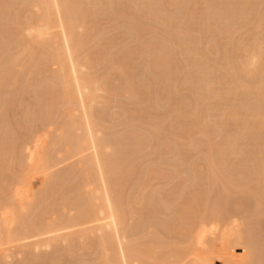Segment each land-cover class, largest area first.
I'll use <instances>...</instances> for the list:
<instances>
[{
  "label": "bare ground",
  "instance_id": "1",
  "mask_svg": "<svg viewBox=\"0 0 264 264\" xmlns=\"http://www.w3.org/2000/svg\"><path fill=\"white\" fill-rule=\"evenodd\" d=\"M124 1H126V0H107V1L106 0H0V17L2 18V19L0 18V20L3 21V22L0 21V24H1L0 27L2 28V29L0 28V31L2 34H5L4 35L6 38L5 42L6 41L8 42V43L7 42L4 43V44H8V45L3 44L4 45L3 47L5 48L7 46H10V48H11L10 49L11 52L9 51L10 52L9 54H8L9 48L8 49L6 48V50L4 51L5 55L3 54L4 57H1V58H3L2 59L3 62H1L2 65L0 67V86H6L7 84L10 85V83H8L11 80L9 77L10 75L16 76V77L14 76L16 79L15 80L16 82H14V80H12L14 83H17L19 81L18 79H19L20 72H19V74L16 75L15 68L18 66L17 64L20 63L19 62L20 59H22V60L24 59L23 62L21 61L23 63L20 66V71H21V70H26L29 67L30 63L31 64L33 63V66H36L35 65V64H37V62H35L36 58H37V60L39 59L38 57L44 58L45 61H43V59H42V61L45 63L43 64L41 62L43 65V66H40L41 68L42 67L46 68L48 65V64L46 65V63L51 62V64L53 63V64L57 65L58 69L55 71V73H54L55 75L52 74V75H54V77L51 78L52 80L50 79L51 83L49 81H48L49 84L46 82V85L48 84L49 86L47 85L44 88V90H45L44 92H40L42 95L40 94L39 100L40 99L41 100L39 102H41V104L43 103L42 105L40 104V106H42V110L45 106H48L49 108L47 107L46 109H44L42 111L43 115H40L39 119L41 120V122L40 121L39 122H40V125L42 124V122L44 124L48 123V127H50L49 124L54 125V123H53L54 119H51L50 117L52 116L53 111L56 109H57V111H59V110L60 111H59V113L56 112L58 114V116H56L55 119H57L59 117V114L61 116L60 120L63 119L62 124L60 123L61 125L57 123L59 126V127H57L58 129H55L56 131L54 130V133L52 132V134H54L53 137H50V138L48 137L50 140L47 143V145L44 147H42L43 145L41 146V143L39 144V142H41L40 140L39 141L35 140V138H32L31 135L28 138L25 137V138H27V141L24 143V146H23L24 148H22L23 150L20 149V151L19 150L17 151L18 148H16V150H15L17 152V153H15V154H17V156L15 159V163L13 165H15L16 161H17L18 168L17 167L16 168L18 169L17 170L18 172H15L14 175H12L13 177L9 175L11 172L9 169L10 163L9 164L7 163L9 156L7 159L4 156V154H2L3 152L0 153V264H9L8 262H10V260L12 261V260L18 259L19 256H21L22 253L25 251H27V252H25V253H27V255H25V256L27 258L26 261H28L26 263L33 264L34 263L33 261L36 258V256L31 255V257H30L29 256L30 254L28 255V253L36 252V251L41 250V249L51 250V248H53L54 246L56 247L59 244L66 245L65 249L62 247L65 252H63L61 254L62 249H58L57 252L55 251L56 254L52 255L49 251V253L52 255V258L49 259V263L64 264L63 261L61 260V257L65 256V258H62L63 260L64 259L67 260L66 256L74 257L76 254V250H75L76 244H78L77 246H79L81 244V246H82L81 248L82 249L85 248L84 252H87L90 249L93 250V252H92L93 254H91V255H93L92 257L94 259L92 260L91 264H216L217 262H221V264H264V243L259 242V240L257 239V237L255 235V231L256 232H258V231L255 228H254L255 230L251 229L249 227L250 225L248 226V228H250V229H246L247 227L244 228V226H246V225L244 223L242 224V222H241V224L240 223L238 224L239 226H237L238 227L237 230H235L236 227H234V231H236V232L231 231L230 228L228 227V224H226V223H227V221L231 220L230 218L233 219V217H234L237 219V216L227 214L226 212H224V209H222L223 206L222 205L220 206V204H221L220 202H223L224 204H226L223 200L227 199V202H228V199H230L232 196L231 194L236 193V195H234V196H237V194L238 195L240 194L242 196L245 195V196H247V198H249V200H251L252 203L250 202V204H251V206L254 207L255 211L257 212V213H254V216H256V215L259 216V215L264 214V32H263L264 31V11L263 12L261 11L262 13L261 12L259 13L258 11H256V9H258V6H257V8L250 6V3H248V1H246V0H243V2H242V0H239V2L236 0H235L236 2L234 0H227V1H225V4L226 5L229 4L228 5L229 7L225 5L224 8H222L223 4H220L223 0L220 3L218 2L220 5H218V3L216 4L217 0H216V2H215V0H209V2H210V4L208 3L209 5L208 4L206 5L203 3L204 5H206L205 6L206 8H204V12H203L205 14L203 16V18H204L203 24L205 25L206 32L213 30V28H214V30L216 31V34L218 33L219 37L220 36L223 37L224 45L229 46V47L232 46V48H234V54L231 58H228L230 55L225 59L223 58L224 62H222V63H224V64H223V66H221L223 68H221L222 70L219 71V69H216L211 64L209 65L208 61L206 63V58H207L206 56L207 55L205 56L203 53H201L197 49H195V44H193V42H195V41H192L191 39H193V37H192V35L190 36V33H193V32H188L189 29H186V28H188L187 26H186V28H185V26L184 27L181 26V27H183L182 29L179 27L181 30H183L184 28L186 29L183 31H181L178 28V26L183 25L181 23H182L183 19L186 17V14L184 13L185 16L182 15V17L184 16V18L180 17V19H178L177 17L179 16L180 12L182 14V12L184 11L182 8L185 9V7L189 6L188 5L189 2H187V4H183L186 6L185 7L182 6L180 8V10L175 12L176 13L175 16L170 15V13H174V11L177 10L178 7H180L179 5L184 0L180 1L181 2L180 4H179V0H145V1H143L144 3L142 5H141V3H139V1L142 2V0H133L131 2L132 5H128V3L126 2L127 6H129V8L130 7L132 8V6H133L132 10L134 9V12H136L137 14L139 12L140 13L139 15L143 14V16L146 18L145 20L148 19V21L151 23V26L150 25L148 26L149 22L147 21L148 24L146 25L145 23H147V22L144 21V17H143L142 22L144 21V23L142 24L141 20L138 21V19H136V17L138 15L137 14L134 15L133 11L131 13L136 17L129 19V18H131V16L133 17V15L129 12L131 9L128 10L129 9L128 7L125 8V7L120 5L121 3H124ZM197 1L198 0H196V3H193V4L190 2L193 6V9L195 8ZM212 1H213V3L214 2L215 3L212 4ZM231 1H233V2L231 3ZM137 2L140 4V6H138ZM184 2H186V0ZM203 2L207 3L208 0H205ZM228 2H230V3H228ZM234 2L239 3L240 5L237 6L235 4V6H233ZM261 2H263V1L261 0ZM253 3L254 2H252L251 4H253ZM17 4H20V7L22 6V8L24 6L25 7L24 9L27 12V13H25L26 15L24 16L26 19L25 18L23 19L22 24L20 23L21 20L18 19L20 17V15H19V17L16 16V14L19 12V9L16 10V12H15L16 14H14V12H12L14 10L15 5L17 6ZM129 4H130V2H129ZM230 4H232V7H234V8H232ZM117 5H119V8H121V10L118 12V14L122 17L119 16L120 17L119 19L123 18V16L125 15L127 17V19H129L128 21L133 20V22H131V23H133V26L131 23H129V24H131V26L133 27L132 30L135 29V31L139 32L140 35H141V33L143 34V31L147 32L146 29L150 30L149 28L152 27L153 25H154L152 27L153 29L154 28L158 29V28H156L158 24H160V26H162L161 27L162 29H164V28H165V30L167 29L164 32L166 34H167L168 30H171L170 34H172L174 31H176L177 28H178V30H180V32H178V33H180L179 34L180 36H175L174 39H173V35L169 34L170 39H171L170 42L173 45L174 49L177 48V51H182L183 54H181V55L185 56V59L182 60V58L184 57L183 56L181 58V60L183 62L185 61L183 64H185L184 65L186 68L185 70L187 72L189 70V73L187 75L189 78L187 79V77H186L187 80H185V78H184L183 81L187 82L189 80L187 83H189L192 86L191 92H193V96H194V100H195V106H194V108H192L191 112H189L188 116L186 114V116L189 118L188 119L190 122L189 123L187 120V117L185 115H182V112L179 109H177L176 108L177 106L175 105L176 109L174 112L176 114L178 113V115L181 112V116H184V120L186 119L184 121V124H185V122H187L189 125V126L184 125V127H186V129L184 127H182L183 125H181V129H185V130L183 131L180 129V132L182 131L183 133L181 132L182 134L181 133H180V135L178 134L179 136L176 135V136H178V138H176V140L178 139L181 142V143L177 144L179 142V141H177L176 144H177V146L180 144L184 145L185 148L186 147H188V148L194 147V146H197L199 148V145H197L199 143L197 142V139L195 140V138H197V137L196 136L194 137V135L196 133H201L200 135H202L201 137H203L204 140H202V142L200 141L201 142L200 144L203 143V146L205 145L207 148V151H208L207 155H205V158L207 159V160L205 159L206 160L205 164H207L206 165L207 170H208L207 174H209L207 176L208 181L210 178L209 176H211L212 179L210 178L211 179L210 182L212 184L214 182V184H215L214 189H213V186L210 184V187L212 186V189H213L210 191L213 192L216 188V194L214 195L215 197H214V199L211 198V199H213V201L211 202V199L209 197H210V195L212 196L213 194H210L208 191L207 194H210V195L206 196V198L209 196L207 199L204 198L205 195L203 196V194H205V192L203 194L201 192H199V194L201 193L200 195L197 194L201 198L200 197H193L191 199L192 196L190 198L188 197L189 201L186 200V201H188L187 203L183 199L185 201L184 203H186V204L183 205L182 208H180L179 210L176 209V212H175L176 215L173 213L175 218L172 217L173 215L171 213H170L171 215H168V216H170V218H172V219L174 218V220L172 221V219H171L169 222H168V220L167 221L162 220L164 222V225H165V223L167 224V222L169 223L166 225L167 228H165V229H168L171 232V234L173 235L172 237L168 236V237H170V238L167 237L168 239L165 238L166 234L161 235L160 233H158L159 229L158 228L156 229L157 226H155V225H154L155 228L153 227V229L148 231V233L146 231L144 232L143 230H147V229H143V228H142L143 230L141 229L140 230L141 232L138 231L137 234L135 232V229L133 231L135 234L134 233L132 234V232H130L131 230L128 227L129 223H130L131 219L138 218L137 216H139L140 213H136V212H137V210L140 209L139 207L142 206L143 208H146V209L148 208L147 211H149V210L151 211L152 206H153L152 203H154V201H155V199H154V201L152 200V202L150 204V201H151L150 199L152 198V195L150 196L149 192L147 193L148 188L150 189V187H149L150 185H148V182L150 183L152 181V179L150 177L155 176V177L160 178L163 175H165L167 172L164 173V171L161 170L159 167H157V168H154L151 166L148 167V163H147L146 164L147 168H146L145 172L143 171V173H145V178L143 179V181H141L140 184H137V185H135V187L130 189L133 185L131 183H129L126 179H129L128 178L129 175L133 172L134 168L136 167L135 162H134L135 167L132 165V160L137 158V156L140 155V153H139L140 151L139 152L137 151L138 155H136V157L133 155L131 156V154L129 155L128 153L126 154V152L128 151L126 149L127 147H125L126 144L125 145H122V144H124V142L128 138H125L126 139L125 140L124 138L121 137L120 139L125 140V141L123 140V143H122V141H120V139L118 141V137H117L118 135L116 136L117 138H115L116 141L113 140L114 142L112 141L111 138H110L111 139V142H110L109 137L106 138L107 140L109 139V141H107L104 137L102 138L99 136V135H101V136L103 135V134H101V131L104 129H101V128H104V127H102L103 125H101L99 123L98 118H100V117L95 116V114L93 112V110H94L93 104L94 103L97 104V100L100 99L97 97L100 96L103 98V96H101L102 94L100 95L98 93L100 90L101 91L103 90L102 93L104 94V91H105V93L109 92L110 88H108L109 86H107V88L109 89L107 91V88H105L106 87L105 81H103L104 79L102 77L98 78V74H97V76L94 77V76H90L88 74L86 76V74H84V72H82V68L85 69V67H88V66L93 67L92 64L95 60L94 59L95 57L92 56L94 54V52H91L92 53L91 55L88 54L86 47L90 48V45L93 44L92 42H95L98 40L101 41V39H99V37L101 36L100 35L101 34V30H100L101 26L97 25L98 28L100 27L99 28L100 32H97V26L95 24L97 22L96 19L100 16V14H106L108 12L110 13V15H114L117 11L115 9ZM253 5H255V4H253ZM256 5H258V4H256ZM262 5H263V3H262ZM142 6L145 7V10H143L141 13L140 10H141V8H143ZM192 6L190 5L191 8H192ZM236 6H237V8H235ZM119 8H118V10H119ZM122 8H125L126 10H128L129 13L125 12L124 9H122ZM112 9H114V10H112ZM161 9H162V11H161ZM172 9H174V11L173 12L171 11L169 14L166 15V11L167 10L170 11ZM196 10H197V8L195 9V11ZM24 11H22V12H24ZM111 11L113 13H111ZM144 11H146V12H144ZM189 11L190 12H189L188 16H189V19L191 20V22L194 19L199 18L198 15L195 16L194 10L192 11V9H191ZM187 12H188V9H187ZM11 14H13L12 17H11ZM14 16H16L17 18H15ZM106 16H107V14H106ZM109 17L110 16L108 14L107 18H109ZM111 17H113V16H111ZM138 17H141V16H138ZM171 17H172V19L173 18L178 19L177 21H179L178 23H180L178 26H176L177 28H175V30L173 28H171L172 23L170 25V22H171L170 20H172ZM252 17H254V18L256 17L255 19H257V20H255V19L252 20L253 19ZM114 18H116V15ZM124 18H123V20H124ZM203 18H200V19H203ZM16 19H17V22H16ZM92 19H95L96 22H92ZM176 19L172 20V21H174L173 24H176ZM12 20H15V21L13 22ZM110 20H112V19L110 18L108 22H110ZM117 21L118 20L114 21L113 23H115ZM151 21H153V22H151ZM198 21H199V19H198ZM254 21H256V22H255V25L253 28H255L257 30V31L255 30L257 33L254 31L253 34H255V33L256 34L253 35L254 37L251 36L252 40L250 39V42L248 45L244 46L245 44L244 45L242 44V46H241L240 45L241 43L240 44L237 43V42H239L238 39H237L238 41L236 42V37H238L237 36L238 33L242 29H244L246 26L248 27L249 24L252 25L254 23ZM98 22H99V20H98ZM118 23H119V21H118ZM126 23H128V22H126ZM126 23H124V24H126ZM192 23H195V22H192ZM110 24H112V23H110ZM110 24H109V26H111ZM251 25H249V26H251ZM146 26L149 28H147ZM27 28H28V30H27ZM105 29H106V27H105ZM2 30H3V32H2ZM25 30L28 31V33L30 30V33L29 34H26L27 32L24 33ZM172 30H174V31L172 32ZM110 31L111 30H109V32ZM152 31L154 32L155 30H152ZM161 33L162 32H160V34ZM167 35H166V37H167ZM115 37H116V35H115ZM138 37H139V34H138ZM214 37H215V35H214ZM247 38H248V36H247ZM161 39H163V38H161ZM164 39H165V37H164ZM109 40H110V38H109ZM137 40L138 39H136V41ZM155 40H157V39H155ZM169 40L168 41L166 40V41L169 42ZM158 41L161 42V44L158 42L157 48L155 46L152 48L153 50L150 51V53L152 54V58H150V57L149 58L152 59V61H153V63L151 61L150 64H151V66H153V69L155 67L156 68L155 70H158V72L165 71V70H166L165 72H167V68L169 65H168V60H167L168 56L166 53V52H168V50L166 51V45H165L166 41L165 42H162V40L161 41L158 40ZM221 41H222V39H221ZM170 42H169V44H170ZM199 42H200V40H199ZM223 42L221 44V47L223 45ZM97 43H99V42H97ZM196 44H199V43H196ZM87 45H89V46H87ZM105 45L108 46V43ZM155 45H157V43ZM98 46H99V44H98ZM145 46H146V43H145ZM137 48H139V47H137ZM143 48H145V47H143ZM217 48H216V50H217ZM178 49H180V50H178ZM224 49L225 48H223V50ZM147 50H150L149 46H148ZM220 50L218 49V51H220ZM1 51H2L1 53H3V50H1ZM103 51H105V50H103ZM232 51H233V49H232ZM102 52H100V54H102ZM212 52H213V50H212ZM224 52H226V51H224ZM139 53H140V51H139ZM147 53H148V51H147ZM173 53H175V52H173ZM6 54L9 56H6ZM100 54L98 56H100ZM151 54H150V56H151ZM230 54L232 55V52ZM94 55L96 56V54H94ZM133 55H135V54H133ZM133 55L131 54V56H133ZM137 55H139V54H137ZM147 56H149V55H147ZM101 57H103V54ZM110 57H112V56H110ZM125 57H126V55H125ZM41 58H40V60H41ZM124 58H123V60H124ZM145 58H146V56H145ZM97 59L99 60V57ZM125 59L128 60L127 58H125ZM112 60H115V58H113ZM172 60H173V58L171 59V61ZM207 60H209V59H207ZM80 61L82 63H80ZM117 62H118V60H117ZM124 62H126V61H122L121 63L123 64ZM127 63H129V62H127ZM112 64H114V63H112ZM122 64H120V65L116 64V63L114 64V66L116 68L118 67V69L121 70V71H119L120 74L123 73L124 69L125 70H126V68L128 69L127 66H126V68L124 67V65H126V64H123V65ZM138 64H140V63H138ZM147 64H148V62H147ZM130 66H132V65H130ZM148 66L149 65H147V68H148ZM210 66H212V67H210ZM142 67H144V66H142ZM37 68H38V66H37ZM30 70H33V68H31ZM125 70H124L123 75H125V73L127 71V70L126 71ZM16 72H17V70H16ZM33 73H35V71L32 72V74ZM40 73H42V72H40ZM110 73H112V71L107 73L108 75H106V78L105 77L104 78L107 79V76H108V78L110 79V77H109ZM117 73H118V71H117ZM218 73H220V74H218ZM127 75H129V74H127ZM127 75H125L124 77L119 76L121 78H125L124 80L122 79L123 83L120 81L121 78H119L120 79L119 81L122 83V84H120V86H122V88L120 89L119 95L120 96L122 95L121 98H123V99H125L127 96L130 98L131 95H132L131 97H134V94H138V96H139L140 92H142L141 90L139 91L138 89L136 90L137 92L135 91L136 87H138L139 85L135 86V87L133 85V87H134V89H133V87L131 86L132 82L129 83L130 80H127L129 78V77H127ZM190 75H191V77H190ZM28 76H29V74H28ZM104 76H105V74H104ZM161 76L164 77V73ZM181 76H183V75H181ZM117 77H118V75H117ZM6 78H7V80H6ZM179 78H180V76H179ZM256 78H258L260 80V82L258 83L259 85L257 84L258 79L255 80ZM8 79H10V80H8ZM45 79L47 80L46 77H45ZM45 79H43V80H45ZM251 80L252 81L255 80V81L252 82ZM39 81H41L40 78H39ZM107 81H109V80L107 79L106 82ZM141 81L143 82V80H141ZM251 82L253 84L256 82V84H255L256 87H254V85H252V84L250 86ZM44 83H45V81H44ZM189 84H186V85L189 86ZM12 85H13V83H12ZM163 85H165V82ZM221 85H223V86H221ZM7 86L3 87V88H7ZM178 86H180V85H178ZM188 86H186V87H188ZM170 87L172 88L173 86H170ZM170 87H168L167 89H170ZM190 87H188V90ZM20 88H22V87H20ZM20 88H18L19 92H20V90H19ZM140 88H141V86H140ZM143 88H141V89H143ZM175 88L179 89V87H177L176 85H175ZM172 90H173V88H172ZM175 90H177V89H175ZM179 90H181V89H179ZM12 91H10V92H12ZM2 92H4V91H2ZM5 92H7V90ZM110 92H111V90H110ZM113 92H118V91L113 90L111 93H113ZM169 92H170V90H169ZM236 92H237V94H236ZM97 93L99 94V96H97ZM111 93H107L108 96H109V94L111 95ZM144 94H145V92H144ZM235 94L237 95V98L235 97L236 99H234V100H237L239 98V103L237 104V105H239V106H237L238 108L234 107V105H231L232 107H228L226 109V106H225L226 100H227L226 104L228 106V100L230 99V96L232 97V95H235ZM239 94H240V96H238ZM18 95H20V94L18 93ZM112 96H113V94H112ZM123 96H125V98ZM136 96L134 98L135 100H136ZM140 96H141V94H140ZM157 96H159V95H157ZM16 97L18 98L17 95H16ZM36 97H38V96H36ZM149 97L151 98V96H149ZM159 97L161 98V96H159ZM17 98H15V99H17ZM142 98L145 99L144 96H142ZM34 99H37V98L34 97ZM101 100H99V102ZM158 101H159V99H158ZM233 101H231V102H233ZM229 102H230V100H229ZM115 103L117 104V102H115ZM153 103H155V102H153ZM14 104H12L13 107H15ZM19 104H20V102H19ZM139 104L141 105V103H139ZM149 104H151V103H149ZM172 104H170V106ZM16 105H18V104H16ZM34 105H35V102H34ZM106 105H109V104H105L104 106H106ZM203 105H205L204 107H206V111H205V109H203ZM12 106H11V108H12ZM28 106H29V104H28ZM55 106H56V109H53ZM111 106H113V105H111ZM121 108H122V106H121ZM155 108H157L156 105H155ZM247 108H251V109L246 111L245 114L243 115L241 113V112H243L242 109L246 110ZM106 109H108V108H106ZM216 109L217 110L222 109L223 114L221 113L222 114L221 115L222 117H220L221 119L223 118V116H227V118H229L230 122L232 121V122H234V124H235V122L238 124V125L236 124V126H238V129L235 131L236 133H234V134L229 133L230 135L227 133L228 135L224 136V137L220 136L221 139L219 141L217 140V143H216V141H213L214 137L212 138L209 131L206 130L207 129L206 127L209 128L210 126H213L212 124H214V122H215L214 119H213V121H211L212 123L210 126L206 125V127L205 126L201 127L199 125V119L201 118V115H202L201 111L206 113L207 117H213V113H215L214 117L216 116L217 117L216 120L218 121V119H220V118H218V116H217L218 114L216 115V112H215ZM14 110L16 111V109H14ZM157 110H158V108H157ZM0 111H1V109H0ZM3 111H1V113H3ZM106 111H108V110H106ZM31 113H33V112L31 111ZM76 113H78V115ZM3 114H0V136L1 137H3V135H7L6 133H7V130L9 127L7 128L6 126L10 125V122H11V121L10 122L8 121L9 123L7 121L4 122L3 119H5V118H3V116L5 114L4 115ZM7 114H8V111H7ZM35 114L36 113H34L32 115H35ZM103 114L105 115L104 112H103ZM112 115H113V112H112ZM12 117H13V115H12ZM33 117H35V116H33ZM204 118H206V116ZM221 119L218 122H216V124H214V126H216L215 127L216 132H217V128H219L222 124L221 121H223V120H221ZM60 120H59V122H61ZM200 120H202V118ZM129 121L130 120H127V122H129ZM20 122H23V121H20ZM20 122H18L16 124H20L21 128H24L25 126H27V124L24 125V123H20ZM103 122L104 121L102 119V123ZM5 123H8V125ZM32 123H33V121H32ZM123 123H125V122H123ZM22 124L24 125V127H22ZM130 124H128V126ZM174 124H175V122H174ZM222 125H224V124H222ZM30 126H33V125H30ZM132 126H134V125H132ZM156 127H157V125H156ZM18 128H19V126H18ZM43 128H41V129H43ZM176 128H177V126H176ZM212 128H214V127H212ZM13 129H14V127H13ZM25 129L27 130L28 128H25ZM25 129H23V132L26 131ZM52 129H53V127H52ZM153 129H154V127H153ZM9 130H10L9 132H12L11 129H9ZM125 130H127V128ZM139 130H140V128H139ZM17 131H18V129H17ZM51 131H53V130H51ZM14 132H16V131H14ZM21 132L22 131L20 130V133ZM107 132H109V130ZM120 132H122V131H120ZM145 132L147 133V130ZM159 132H160V130H159ZM164 132H165V130H164ZM233 132H234V130H233ZM12 133H11V135H13ZM18 133H19V131H18ZM133 133H135V132H133ZM155 133H156V131H155ZM26 134H28V133H26ZM107 134H109V133H107ZM161 134L162 133L159 134L160 135L159 137H161ZM8 135H9V133H8ZM126 135H123V136H126ZM137 135H141V136H139L138 139L134 138L137 140V143L139 144L138 148L147 144V142H146L147 139H145V138H147V136L142 137V134H138V133H137ZM164 135H166V134H164ZM220 135H221V133H220ZM223 135H224V133H223ZM110 136H111V134H110ZM156 136H157V134H156ZM216 136H217V134H216ZM22 137H24V135H22ZM114 137L115 136L113 135V138ZM152 137H154V136L152 135ZM173 137L175 138L174 135H173ZM245 137H248V139L250 138L249 140H251V138H252L251 141L253 142V144H254V142L257 143V145L255 146L256 151H254V154H255L254 157L257 159L259 157V160L255 161V165H252L253 166L252 170H250V168L248 169V166L246 164V160L243 158V156L245 157L244 152L246 150L242 151V149L240 148V142ZM20 138H21V136H20ZM149 138H150V136H149ZM164 138H166V137H164ZM131 139L132 138H130V140ZM160 139H162V138H160ZM171 139H172V137H171ZM21 140H22V138H21ZM153 140H154V138H153ZM117 141L120 145L117 144ZM131 141L130 142L128 141L129 142L128 145L131 143ZM135 141H132L134 143V147L131 148L132 150L134 148H136V146H137V145L135 146ZM2 142L3 141H1V143ZM4 142H5V140H4ZM22 142H24V139ZM171 142H173V140ZM196 142H197V144H196ZM213 142H215V143H213ZM1 143H0V146H1ZM125 143H127V142H125ZM17 144H19V143H17ZM42 144H44V142ZM140 144H142V146ZM168 144H171V143L168 142ZM159 145H162V143H158V146ZM170 146H172V147H170ZM170 146L166 145L165 148L172 150L174 148V145L172 144ZM8 147H10V146L8 145ZM8 147H7V149H8ZM60 147H61V150L63 148L64 151H55V150L59 149ZM122 147H124L126 152L123 151ZM146 147H148V146H146ZM150 147H149V149H150ZM161 147L162 146H159L160 149H161ZM138 148H136V149H138ZM143 148H141L140 150L142 151ZM159 148H157V150ZM163 148H164V146H163ZM198 148H195V149H198ZM131 149H129V151ZM179 149H181V147ZM200 149H201V147H200ZM1 151L2 150H0V152ZM135 151L136 150H134L133 153L137 154ZM165 151L168 152L167 150H165ZM161 152H162V150H161ZM186 152H188V150ZM154 153L155 152H153L152 156H154ZM156 153H159V152H156ZM6 154H7V152H6ZM9 154H11V153H9ZM57 154H59V155L63 154V158H62V155H61V158H58V159L55 158L54 155H57ZM11 155H10V157H11ZM141 155H142V153H141ZM182 157H184V156L180 155V158H182ZM71 159L72 160L77 159V162H76L77 166L75 168L69 170L67 167L68 171H66V173H64V174H61V176H57L58 174L55 176L56 172L54 174L51 172L54 168H56L57 165H60L61 163L64 164V162L70 161ZM157 159H159V157ZM9 160H12V158ZM140 160H141V158H140ZM151 160H153V159H151ZM191 160H193V159H191ZM13 161L14 160H12V162ZM151 162L152 161H150V163ZM66 164L67 163H65V165ZM181 164H183V163H181ZM13 165H11V166H13ZM60 167H61V165H60ZM180 167H182V166H180ZM11 168L15 169L13 167H11ZM69 168H70V166H69ZM197 169H193L194 171L192 174L194 177H196L198 174ZM135 170L137 171L136 168H135ZM142 170H144V169H141L140 172ZM174 170H176V169H174ZM204 170H206V169L204 168ZM248 170H250V171H248ZM172 171H173V169H172ZM136 173H138V171ZM143 173H140V175ZM202 173H201V175H202ZM169 174H171V172ZM169 174H167V176H169ZM142 176H144V175H142ZM9 177H11V178H9ZM39 177L43 178L44 189L40 193H36V192H33L34 189L32 188V184H33V180H35L36 178H39ZM155 177H152V178L154 179ZM164 177H166V176H163V178ZM148 178H150L151 180L150 179L146 180ZM192 178H190V179H192ZM179 179H180V177H179ZM196 179H198V177ZM138 180H139V178L137 179V181ZM140 180H142V179H140ZM183 180L184 179H182V181ZM187 180L188 179L186 178V180H184V181H187ZM126 181L128 182L129 185L130 184L132 185L129 188L130 191L126 190L127 189V187H125V186H127V184H125ZM193 182H194V179H193ZM178 184L181 185L180 182ZM187 184H190V183H187ZM196 184H198V182ZM217 184H220V186L219 185L217 186ZM182 186H184L183 188H185V185H182ZM187 186L189 187V185H187ZM190 187H189V189H190ZM160 189H162V188H160ZM171 189L174 190L175 188H171ZM218 189L220 191H218ZM180 190H181V188H180ZM193 190H194V188H193ZM126 191H128V192H126ZM159 191H161V190H159ZM177 191H175L174 193H176ZM200 191H202V189H200ZM203 191H205V190L203 189ZM73 192H76V194H73ZM180 192H182V191H180ZM180 192H179V195H180ZM71 193L73 194V196L70 197ZM152 193H154L153 195H155V192H152ZM50 194L54 198L57 197L56 199H58V201H55L56 199H54L53 201H55V202L51 203V201L49 200L50 205L49 204L45 205V202H49V201H46V199H47V196H49ZM172 194L170 193V195H172ZM197 195L195 193V195H193V196H197ZM161 197H163V196H161ZM164 197H166L168 200L169 196L165 195ZM164 197H163V199H164ZM203 198L206 199L205 204L202 203V201H204ZM242 198L243 197H241V199ZM50 199H51V197H50ZM199 199H202V200L199 201ZM244 199H245V197H244ZM161 200H162V198H160L159 201H161ZM183 200H182V202H183ZM236 200H238V199H236ZM249 200H247V202ZM165 201H163V203ZM178 201H176V202L179 203ZM231 201L229 203H231ZM182 202H180V203H182ZM156 203L160 204V203H162V201L160 203H158V202H156ZM177 203H176V205L178 206ZM229 203H228V205H229ZM235 203L239 204V201L238 202L235 201ZM167 204H172V203L169 202ZM201 204H202V206H201ZM241 204L244 205L243 203H241ZM138 205H139V207H138ZM136 206L139 209H136ZM165 206H166V204H165ZM172 206H173V204H172ZM225 206H227V204ZM150 207H151V209H150ZM174 207H176L175 204H174ZM160 208H162V207H160ZM165 208H167V206ZM153 209H152V211L154 213L153 217L157 216V218H158V216H160V215L155 214L156 212ZM172 209L175 210L174 208H172ZM248 209H249V207H248ZM141 210H142V208H141ZM161 210H163V208ZM168 210H170V208ZM227 210L229 211V208H227L225 211H227ZM152 211L150 212L151 215L153 214ZM156 211L161 212L159 210V208ZM170 211L173 212L172 210H170ZM167 212H169V211H167ZM150 213H148V214H150ZM135 214H137L136 217H135ZM160 214H162V212ZM230 214H233V213H231V211H230ZM246 214L244 215L245 216L244 218H246ZM145 215H146V213H145ZM151 215H148V216H151ZM164 215H166V214H164ZM164 215H162V216H164ZM252 215H253V213L249 216H252ZM141 216H142V214H141ZM141 216L139 218H143ZM157 218H156V220H157ZM160 218L161 217H159V219ZM244 218L240 217V220H242ZM147 219H145V218H143V220L139 219L140 221H138L137 223L135 222L136 226L138 224L137 227L139 228L140 227L139 225L141 223V225H143V227L145 228L146 224H144L143 222H146L145 220H147ZM154 220H155V218L154 219L152 218V221H154ZM261 221H260V223H261ZM232 222H233V220H232ZM232 222H230L231 225L235 226V223H232ZM238 222H240V221H238V219H237L236 225ZM224 223L226 224V226H225L226 228L223 227V225H222ZM159 224L161 225L160 222H159ZM263 226H260V227L262 229H264ZM163 227L164 226H162V228ZM127 228H128V230H130L129 231L130 234H128ZM228 228H229V231H231L230 235H228L229 234ZM257 228H259V227H257ZM157 230H158V232H157ZM170 232L166 231V233H170ZM163 235H164L165 239L163 238ZM166 240H170V242H168ZM261 240H264V239H261ZM54 249H56V248H54ZM86 249H87V251H86ZM52 252H54V251H52ZM182 252H184V255L181 254ZM25 256H23V257H25ZM27 256H29V257H27ZM44 256H46V255H44ZM49 257H50V255H49ZM28 258H29V260H28ZM46 258H47V256H46ZM25 259H24V262H25ZM46 260L48 261V259H46ZM47 261H46V263H47ZM82 261H83V259H82ZM20 262L21 261H19V263ZM42 262L43 261H41V263ZM85 263H86V261H85ZM87 264H90V262L89 263L87 262Z\"/></svg>",
  "mask_w": 264,
  "mask_h": 264
},
{
  "label": "rangeland",
  "instance_id": "2",
  "mask_svg": "<svg viewBox=\"0 0 264 264\" xmlns=\"http://www.w3.org/2000/svg\"><path fill=\"white\" fill-rule=\"evenodd\" d=\"M107 1V0H106ZM133 0H126V1H124V3H121L120 5L121 6H123V7H125V8H129V6H127V4H126V2L128 3V5H132V2ZM143 1H145V0H142V2H140L139 1V3H141V5L144 3ZM180 1H182V0H179V4L181 3ZM185 1V0H184ZM184 1H182V3L179 5L180 7H178L177 8V10H175L174 11V9H172V10H167L166 11V15L167 14H169L171 11L173 12L174 11V13H170V15H173V16H175V12H177L178 10H180V8L183 6V7H185L186 5H183V4H187V2H189L188 3V5L189 6H187V7H185V9L184 8H182L181 10L183 11L182 12V14H181V12L179 13V16L177 17L178 19H180V17H182V15H184L185 16V14H186V17L184 18V16L182 17V18H184L183 19V21H182V23L181 24H183V25H180V26H178L180 23H178L179 21H177L178 19H176V18H173V19H176V24H173L174 23V21H172L173 19H172V17H171V19L172 20H170L169 22H170V25H171V23H172V25H171V28H173L174 30H175V28H177L176 26H178V28L180 27L181 29L185 26V28H186V26L188 27V28H186V29H189L188 30V32H193V33H190V36L192 35V37H193V39H191L192 41H195L196 43H199V44H196L195 42H193V44H195V49H197L199 52H201V53H203L207 58H206V63H207V61H208V64L210 65H212V66H214L216 69H219V71L220 70H222L221 68H223V67H221V66H223V64L224 63H222V62H224V59L225 58H227L229 55V57L228 58H231L232 56H233V54H234V48H232V46L231 47H229V46H225L224 45V39H223V37L222 36H220L219 37V34L217 33L216 34V31L214 30V28H213V30H210V31H207L206 32V30H205V25L203 24V21H204V18H203V16L205 15L203 12H204V8H206L205 6L209 3L210 4V2H209V0H208V2L206 3V2H203V1H205V0H198L197 1V4L195 5V8L193 9V6H192V4L193 3H196V0H186V2H184ZM222 0H217V2H216V0H215V2H216V4L219 2H221ZM225 1H227V0H223L220 4H223V7L222 8H224L225 7ZM235 1V0H234ZM236 1H238L239 2V0H236ZM235 1V2H236ZM246 1H248V3H250V6H252V7H256L257 8V6H258V9H256V11H258L259 13L262 11H264V0H262L263 2H261V0H246ZM129 2H130V4H129ZM192 4H191V3ZM214 2V3H215ZM233 1H231V3H232ZM234 2V4H233V6H235V4L238 6V5H240L239 3H235ZM242 2H243V0H242ZM252 2H254L253 4H255V5H253V4H251ZM259 2V3H258ZM261 2V3H260ZM138 2H137V4H138V6H140V4H139ZM206 4V5H204V4ZM213 3V1H212V4H214ZM218 3V5H220ZM228 3H230V2H228ZM262 3H263V5H262ZM208 4V5H209ZM256 4H258V5H256ZM126 5V6H125ZM190 5L192 6V8L190 7ZM200 5V6H199ZM204 5V6H203ZM229 5V4H228ZM228 5H226V6H228ZM231 5V7H232V4H230ZM237 6L235 7V8H237ZM261 6V7H260ZM17 7V8H16ZM19 7V8H18ZM143 7V6H142ZM229 7V6H228ZM230 7V8H231ZM16 8V9H15ZM25 7L23 6V8H22V6L20 7V4H17V6L15 5V7H14V10L12 11V12H14V14H16L15 12H16V10H18L19 9V14L17 13L16 14V16H18L19 17V15H20V17L18 18L19 20H21V24L23 23V19L25 18L24 16L26 15L25 13H27L26 12V10L24 9ZM115 8V7H114ZM118 8H119V5H117L116 6V13L114 14V15H110V13L108 12V13H106L107 14V16H106V14H100V16L96 19L97 20V22L95 21V19H92V22H96L95 24H96V26L98 25H100L101 26V28H100V30H101V36L99 37V39H101V41H95V42H92L91 44L92 45H90V48L89 47H86V50L88 51V54H92L91 52H94V54H96V56L93 54L92 56H94L95 58V60H94V62H93V67H91V66H88V67H85V69L84 68H82V72H84V74H86V76H87V74L88 75H90V76H97V74H98V78L99 77H102L104 80L103 81H105V84H106V87L105 88H107V86H109L108 88H110V90H111V92L114 90V91H118V92H113V93H111L110 92V90L107 88V91L109 90V92H106L105 93V91H104V94L102 93V91L100 92H98L101 96H103V98L102 97H100L99 96V94L97 93V96H99V97H97V98H100L99 100H101L100 102H99V100H97V104L96 103H94L93 104V108H94V110H93V112H94V114H95V116H97V117H100V118H98L99 119V123L101 124V125H103L102 127H104V128H101V129H104V130H102L101 131V134H103L102 136L101 135H99L100 137H104L105 139L106 138H108L109 137V139L111 138L112 139V141L113 140H115L116 141V139L115 138H117L118 137V141H119V139L122 137V138H128L126 141L124 140V139H120V141H122V143H123V140L125 141V142H127V143H125L124 142V144H122V145H125V147H127L126 149L128 150L127 152H126V150L124 149V147H122V149H123V151L124 152H126V154L128 153L129 155L131 154V156L133 155V156H135L136 157V155H138V153H137V151L140 153V157L139 156H137V158H135V159H133L132 160V165L134 166V162H135V168L137 169V171H138V173H136L137 171L135 170V168H134V170H133V172L129 175V179H126L129 183H131L130 185L128 184V182L126 181L125 182V184H127V186H125V187H127V189L126 190H129V188H130V186H132L130 189H132L133 187H135V185H137V184H140L141 183V181H143V179L145 178V173H143V171L145 172V170H146V168H147V163H148V167L149 166H151V167H154V168H157V167H159L161 170H163L164 171V173H166L165 175H163V176H166V177H164L163 178V176L162 177H155V176H152V177H155L154 179L152 178V177H150L151 179H152V181L149 183L148 182V185H150L149 187H150V189L148 188V191H147V193L149 192V194H150V196L152 195V198L150 199L151 201H150V204H151V202H152V200L154 201V199H155V201H154V203H152V209L153 210H155V214H159L160 216H158V218H157V216L156 217H153V215H154V213H153V211H152V209H151V207H150V209H151V211H152V215H151V211L149 210V211H147L148 210V208L146 209V208H143L142 206L141 207H139V205H138V207L140 208H138L137 206H136V209H139V210H137V212L136 213H140L139 214V216H137V214H135V217L137 216L138 218H133V219H131V221H130V223H129V228H130V230H128V228H127V231H128V234H130L129 233V231L130 232H132V234L134 233L133 231H134V229H135V232H136V234H137V232L139 231V232H141L140 230L143 228V229H147V230H143L144 232L146 231L147 233H148V231H150V230H152L153 229V227H154V225L155 226H157L156 227V229L158 228L159 229V232H158V230H157V232L158 233H160L161 235L162 234H166V236H165V238L166 239H168V238H170V237H172L173 235L171 234V232L168 230V229H165V228H167L166 227V225L167 224H169L168 222L172 219V218H170V216H168V215H173V213L175 214V212H176V209H180V208H182V206L183 205H185L188 201H189V198L191 197V199L193 198V197H200V196H198V195H200L201 193L203 194L204 192H205V194H203V196H204V198H206V196L207 195H210V194H213L212 196L210 195V199L211 198H213L214 199V195L216 194V188H215V190L212 192V191H210V190H213L214 189V186H215V184H214V182H213V184L210 182L211 181V179H212V177L211 176H209L210 178H209V181H208V175L209 174H207L208 173V170H207V164H205L206 163V158H205V155H207V148H206V146L204 145L203 146V143L202 144H200L201 142H202V140H204L203 139V137H201L202 135H200L201 133H196L195 135H194V137L196 136L197 138H195V140L197 139V142L199 143V144H197V142H196V144L197 145H199V148L197 147V146H194V147H186L185 148V146L184 145H178L177 146V144H179V143H181L178 139L176 140V138H178V136L180 135V133L182 132H180V129H181V125H183L182 127H184V125H186V126H189L188 125V123L187 122H185V124H184V121L186 120H184V116H181V112H182V115H185L186 116V114H187V116H188V114H189V112H191V110H192V108H194V106H195V100H194V96H193V92H191L192 90V86L189 84V83H187V82H185V81H183L184 80V78H185V80H187L189 77L187 76L188 75V73H189V70H188V72L185 70L186 68H185V64H183L184 62L182 61V60H184L185 59V56L184 55H181V54H183L182 53V51H177V48L176 49H174L173 48V45L171 44V39H170V36H169V34L171 33L170 31L171 30H168V32H167V34L166 33H164L166 30H165V28L164 29H162L161 27L162 26H160V24H158L157 25V27L156 28H158V29H153L152 27L154 26L153 24V26L152 27H147V28H149L150 30H148V29H146L147 30V32H145V31H143V34L141 33V35H140V33L139 32H137V31H135V29H133L132 30V26H133V23H131V22H133V20L132 21H128L129 19H132V18H135L136 16H134V15H136L137 13L136 12H134V9L132 10V8H133V6H132V8L130 7L128 10H130L129 12L131 13L132 11L134 12L132 15H133V17L131 16V18H129V19H127V17L124 15L123 16V18H124V20H123V18H121V19H119L120 17H122V16H120L119 14H118V12L121 10V8H119V10H118ZM125 8H122V9H124V11L125 12H127V13H129L128 12V10H126ZM197 8V10L195 11V9ZM232 8H234V7H232ZM156 9V8H155ZM187 9H188V12H187ZM192 9V11L194 10V12H195V16L196 15H198V17L199 18H197V19H194L192 22H195V23H192L191 22V20L189 19V10H191ZM25 10V11H24ZM112 10H114V9H112ZM137 10V9H136ZM143 10H145V7H143V8H141V13H142V11ZM22 11H24V12H22ZM161 11H162V9H161ZM201 11V12H200ZM138 12V11H137ZM144 12H146V11H144ZM261 12V13H262ZM111 13H113L112 11H111ZM185 13V14H184ZM201 13V14H200ZM108 14H109V18H107L108 17ZM140 13L138 12V16H141V17H136V19H138V21H140L141 20V23L143 24L144 23V21L145 22H147L148 21V19L147 20H145L146 18L143 16V14H141V15H139ZM178 14V13H177ZM12 15L13 14H11V17H12ZM115 15H116V18H114L115 17ZM169 15V16H170ZM181 15V16H180ZM16 16H14L15 18H17ZM106 16V17H105ZM111 16H113V17H111ZM120 16V17H119ZM129 16V15H128ZM201 16V17H200ZM10 17V18H11ZM23 17V18H22ZM143 17H144V21L142 22V20H143ZM188 17V18H187ZM1 18V17H0ZM21 18V19H20ZM112 19V20H110V22H108L109 21V19ZM142 18V19H141ZM181 18V19H182ZM200 18H203V19H200ZM253 19L252 20H254L255 18L254 17H252ZM2 19V18H1ZM12 19V18H11ZM14 19V18H13ZM26 19V18H25ZM105 19V20H104ZM198 19H199V21H198ZM18 20V21H19ZM98 20H99V22H98ZM116 21V20H118L119 21V23H118V21L117 22H115V23H113L114 21ZM121 20V21H120ZM150 20V19H149ZM186 22H185V21ZM190 20V21H189ZM255 20H257V19H255ZM0 21H2V20H0ZM13 22L15 21V20H12ZM112 21V22H111ZM3 22V21H2ZM16 22H17V19H16ZM102 22V23H101ZM126 22H128V23H126ZM149 22V21H148ZM148 22L147 23H145L146 25L148 24ZM151 22H153V21H151ZM185 22V23H184ZM255 22L256 21H254V23L251 25V24H249V25H251V26H249L248 25V27L246 28H244V29H242L239 33H238V37H236V42L239 40V42H237L238 44H240L241 46H242V44L244 45V46H246V45H248L249 44V42H250V39L252 40V37L251 36H253V35H255L257 32V30L255 29V28H253L254 27V25H255ZM19 23V22H18ZM110 23H112V24H110ZM124 23H126V24H124ZM129 23H131L132 24V26H131V24H129ZM3 24V23H2ZM109 24L111 25V26H109ZM185 24V25H184ZM188 24V25H187ZM1 25V24H0ZM9 25V24H8ZM107 25V26H106ZM113 25V26H112ZM124 25V26H123ZM130 25V26H129ZM151 26V23L149 22V24H148V26ZM169 25V26H170ZM204 25V26H203ZM98 26H97V32H100V30H99V28H98ZM109 26V27H108ZM145 26V25H144ZM181 26H183V27H181ZM105 27H106V29H105ZM108 27V28H107ZM112 29H111V28ZM117 27V28H116ZM126 27V28H125ZM1 28V27H0ZM178 28L176 29V31L178 30ZM179 28V29H180ZM183 29V30H186V29ZM251 28V29H250ZM2 29V28H1ZM105 29V30H104ZM111 30L110 32H109V30ZM155 30L154 32L152 31V30ZM180 29V30H181ZM193 29V30H192ZM246 29V30H245ZM249 29V30H248ZM27 30H28V28H27ZM133 32H132V31ZM159 30V31H158ZM174 30H172V32L174 31ZM180 30H178L177 32L176 31H174L172 34H170V35H173V39H174V37L175 36H180L179 34L180 33H178V32H180ZM183 30H181V31H183ZM256 30V31H255ZM126 31V32H125ZM152 31V32H151ZM201 31V32H200ZM254 31L256 32L255 34H253L254 33ZM2 32H3V30H2ZM27 32V33H26ZM107 32V33H106ZM132 32V33H131ZM137 32V33H136ZM157 32V33H156ZM160 32H162L161 34H160ZM198 32V33H197ZM210 32V33H209ZM264 32V31H263ZM24 33H26V34H29L30 33V30H29V33H28V31H24ZM103 33V34H102ZM114 33V34H113ZM176 33V34H175ZM182 33V32H181ZM203 33V34H202ZM212 33V34H211ZM123 34V35H122ZM138 34H139V37H138ZM156 36H155V35ZM164 34V35H163ZM5 35V34H2L1 33V31H0V58L1 57H4L3 56V54L5 53L4 51L6 50V48L8 49L9 48V50H8V54L11 52L10 51V46H7V47H3L4 45H8V44H4V43H6L5 42V36L3 37V36ZM115 35H116V37H115ZM153 35V36H152ZM166 35H167V37H166ZM197 35V36H196ZM199 35V36H198ZM201 35V36H200ZM214 35H215V37H214ZM112 36V37H111ZM130 36V37H129ZM159 36V37H158ZM165 37V39H164V37ZM196 36V37H195ZM247 36H248V38H247ZM3 37V38H2ZM110 38V40H109V38ZM163 38V39H161V38ZM172 37V36H171ZM191 37V38H192ZM201 39H200V38ZM207 37V38H206ZM211 37V38H210ZM250 37V38H249ZM254 37V36H253ZM138 39L137 41H136V39ZM203 38V39H202ZM217 38V39H216ZM155 39H157V40H155ZM170 39V40H169ZM213 39V40H212ZM220 39V40H219ZM221 39H222V41H221ZM238 39V40H237ZM158 40H162V42H165L166 40L168 41L169 40V42H170V44H169V42H165V45H166V51L168 50V52H166L167 53V60H168V65L170 66H168V68H167V72H165V71H160V72H158V70H155L156 68L154 67V69H153V66H151V61H152V59H150V58H152V54L150 53V51H152L153 49V47H155L156 46V48H157V46H158ZM199 40H200V42H199ZM209 40V41H208ZM217 40V41H216ZM135 41V42H134ZM154 41V42H153ZM204 41V42H203ZM207 41V42H206ZM213 41V42H212ZM216 41V42H215ZM97 42H99V43H97ZM206 42V43H205ZM222 42H223V45H222V47H221V44H222ZM8 43V42H7ZM108 43V46H106L105 44H107ZM134 43V44H133ZM136 43V44H135ZM145 43H146V46H145ZM154 43V44H153ZM157 43V45H155ZM160 44H161V42H159ZM210 43V44H209ZM4 44V45H3ZM98 44H99V46H98ZM103 44V45H102ZM110 44V45H109ZM140 44V45H139ZM164 45V44H163ZM202 45V46H201ZM216 47H215V46ZM219 45V46H218ZM87 46H89V45H87ZM97 46V47H96ZM135 46V47H134ZM142 46V47H141ZM148 46H149V49L150 50H147L148 49ZM172 46V47H171ZM224 46V47H223ZM129 47V48H128ZM137 47H139V48H137ZM143 47H145V48H143ZM202 47V48H201ZM218 47V48H217ZM221 47V48H220ZM4 48V49H3ZM147 48V49H146ZM213 48V49H212ZM216 48H217V50H216ZM223 48H225L224 50H223ZM228 48V49H227ZM89 49V50H88ZM102 49V50H101ZM128 49V50H127ZM139 49V50H138ZM148 51V53H147V51ZM215 49V50H214ZM218 49L220 50V51H218ZM232 49H233V51H232ZM1 50H3V53H1L2 51ZM103 50H105V51H103ZM107 50V51H106ZM145 50V51H144ZM178 50H180V49H178ZM212 50H213V52H212ZM10 51V52H9ZM102 52V54H103V57H101L102 56V54H100V52ZM130 53H129V52ZM139 51H140V53H139ZM211 51V52H210ZM217 51V52H216ZM224 51H226V52H224ZM232 52V55L230 54L231 52ZM142 52V53H141ZM144 52V53H143ZM173 52H175V53H173ZM206 52V53H205ZM127 53V54H126ZM170 53V54H169ZM174 55H173V54ZM178 53V54H177ZM180 53V54H179ZM217 53V54H216ZM2 54V55H1ZM100 54V56H98ZM105 54V55H104ZM131 54L133 55V54H135V55H133V56H131ZM137 54H139V55H137ZM146 54V55H145ZM150 54H151V56H150ZM5 55V54H4ZM125 55H126V57H125ZM142 55V56H141ZM147 55H149V56H147ZM6 56H9V55H7L6 54ZM110 56H112V57H110ZM123 56V57H122ZM138 56V57H137ZM144 56V57H143ZM145 56H146V58H145ZM176 56V57H175ZM184 56V57H183ZM99 57V60L97 59ZM127 58L128 60H126L125 58ZM132 59H131V58ZM135 57V58H134ZM150 57V58H149ZM173 58V60L171 61V59ZM183 57V58H182ZM39 59L37 60V58H36V61L35 62H37V64H35L36 66H33V63L31 64L30 63V65L32 66H30L29 65V67L26 69V70H21L20 71V66H21V64H23L22 62L24 61V59L22 60V59H20V63H18L17 65V67L15 68V73H16V75L17 74H19V72H20V74H19V81L17 82V83H14V82H16L15 80V77L13 76V75H10L9 77H10V79H8V80H10V82H8V83H10V85H6L7 86V88H3V87H6V86H0V94L2 95H0V109H1V111H3L4 109V111H3V113L5 114H3V113H1V111H0V114H3L4 116H3V118H5V119H3V121L4 122H10V125H8V123H5V124H7L8 126H6L7 128H8V130H7V135H8V133H9V137L7 136V135H3V137H1L0 136V143H1V141H3L4 142V140H5V142L3 143H1V146H0V150H2L0 153H2V154H4V156L8 159V156H9V159H11L12 158V160H14L13 162H12V160H7V163L9 164V169H10V176H12V175H14V173L15 172H18L17 170V168H18V164H17V161H16V164L15 165H13L14 163H15V159H16V156H17V154H15V153H17L15 150H16V148H18L17 149V151L19 150L20 151V149H22V148H24L23 146H24V143L27 141V138L28 137H30V135L32 136V138H35V140H37V141H41V142H39V144L41 143V146L42 147H44V146H46L47 145V143L49 142V138L50 137H53L54 136V134H52V132L54 133V130L55 129H58L57 127H59L58 126V124H62V122H63V119H61L60 120V114H59V117L57 118V119H55L56 118V116H58V114L57 113H59V111H57V109H56V106L53 108V109H56V110H54L53 111V114H52V116L50 117L51 119H54L53 120V123H54V125H51V124H49V126L50 127H48V123H46V124H44L43 122H42V124L40 125V122H41V120L39 119L40 118V115H43L42 113V111L44 110V109H46L48 106H45L44 108H43V110H42V106H40V104H41V102H39L40 100H39V98H40V92H44L45 90H44V88L49 84V82L51 83V78L52 77H54V73H55V71L58 69V66L57 65H55V64H51V62H49V63H46V65H47V67L46 68H41L40 66H43L42 65V63L44 64L45 62H43V61H45V59L44 58H41V57H38ZM40 58H41V60H40ZM113 58H115V60H112ZM119 58V59H118ZM123 58H124V60H123ZM175 58V59H174ZM181 58H182V60H181ZM224 58V59H223ZM2 59L3 58H1L0 59V67H1V65H2V63L1 62H3L2 61ZM42 59H43V61H42ZM101 59V60H100ZM142 59V60H141ZM147 59V60H146ZM207 59H209V60H207ZM112 60V61H111ZM117 60H118V62H117ZM126 61V62H124L123 64H126V65H124V67L126 68V66L128 67V69L126 68V73H125V75H127V74H129V75H127V77H129L127 80H130V82L129 83H131V86L133 87V85H134V87L135 86H138V87H136V89H135V91L138 89L139 91L141 90L142 92H140V94H141V96H140V94H139V96H138V94H134V97H131L130 96V98L128 97H126L125 98V96H123L125 99H123V98H121L122 97V95L120 96L119 95V92H120V89L122 88V86H120V84H122L123 83V81H122V79L124 80L125 78H121V77H119V76H125V75H123V73H124V70H123V73H121L120 74V72L119 71H121V70H119L118 69V67L116 68L115 66H114V64L116 63V64H122L121 62L122 61ZM144 60V61H143ZM211 60V61H210ZM223 60V61H222ZM22 61V62H21ZM180 61V62H179ZM42 62V63H41ZM107 62V63H106ZM114 63V64H112V63ZM127 62H129V63H127ZM145 62V63H144ZM147 62H148V64H147ZM175 62V63H174ZM210 62V63H209ZM214 64H213V63ZM80 63H82L81 61H80ZM106 63V64H105ZM138 63H140V64H138ZM142 63V64H141ZM152 63H153V61H152ZM20 64V65H19ZM108 64V65H107ZM122 64V65H123ZM132 65V66H130V65ZM222 64V65H221ZM146 65V66H145ZM147 65H149L148 66V68H147ZM37 66H38V68H37ZM142 66H144V67H142ZM178 66V67H177ZM182 66V67H181ZM212 66H210V67H212ZM40 67V68H39ZM84 67V66H83ZM90 67V68H89ZM95 67V68H94ZM131 67V68H130ZM152 67V68H151ZM31 68H33V70H30ZM110 68V69H109ZM170 68V69H169ZM184 68V69H183ZM148 69V70H147ZM169 69V70H168ZM178 69V70H177ZM16 70H17V72H16ZM30 70V71H29ZM44 70V71H43ZM108 70V71H107ZM134 70V71H133ZM143 70V71H142ZM185 70V71H184ZM35 71V73H33L32 74V72H34ZM46 71V72H45ZM110 71H112V73H110V75H109V77H110V79L108 78V76H107V79L109 80V81H107L106 82V80L107 79H105L106 78V75H108L107 73H109ZM116 71V72H115ZM117 71H118V73H117ZM26 72V73H25ZM31 72V73H30ZM40 72H42V73H40ZM53 72V73H52ZM222 72V71H221ZM29 74V76H28V74ZM48 73V74H47ZM51 73V74H50ZM164 73V77L163 76H161L162 74ZM12 74V73H11ZM14 74V73H13ZM52 74H54V75H52ZM104 74H105V76H104ZM156 74V75H155ZM175 74V75H174ZM218 74H220V73H218ZM33 75V76H32ZM117 75H118V77H117ZM149 75V76H148ZM151 75V76H150ZM181 75H183V76H181ZM13 76V77H12ZM25 76V77H24ZM144 76V77H143ZM179 76H180V78H179ZM18 77V76H17ZM24 77V78H23ZM45 77L47 78V80L45 79ZM105 77V78H104ZM153 77V78H152ZM177 77V78H176ZM186 77H187V79H186ZM190 77H191V75H190ZM8 78V77H7ZM7 78H6V80H7ZM13 78V79H12ZM37 80H36V79ZM39 78L41 79V81H39ZM119 78H121V80L119 79ZM160 78V79H159ZM171 78V79H170ZM179 78V79H178ZM43 79H45V80H43ZM51 79V80H50ZM132 79V80H131ZM147 79V80H146ZM151 79V80H150ZM170 79V80H169ZM258 78H256L255 80H257ZM12 80H14V82L12 81ZM43 80V81H42ZM122 82H120V81ZM141 80H143V82L141 81ZM165 82V85H163L164 84V82ZM172 80V81H171ZM255 80H253V81H255ZM24 81V82H23ZM38 81V82H37ZM44 81H45V83H44ZM49 81V82H48ZM148 81V82H147ZM170 81V82H169ZM252 81V80H251ZM252 81V82H253ZM46 82L48 83L47 85H46ZM145 82V83H144ZM250 82V81H249ZM250 83V86H251V84L252 85H254V87H256V82L253 84V83ZM260 82V80L258 79L257 80V84ZM12 83H13V85H12ZM39 83V84H38ZM134 83V84H133ZM159 83V84H158ZM171 83V84H170ZM185 83V84H184ZM109 84V85H108ZM147 84V85H146ZM156 84V85H155ZM184 84V85H183ZM186 84H189V86L188 85H186ZM12 85V86H11ZM33 85V86H32ZM151 85V86H150ZM160 85V86H159ZM168 85V86H167ZM175 85L177 86V87H179V89H181V90H179L178 88H175ZM178 85H180V86H178ZM259 85V84H258ZM49 86V85H48ZM140 86H141V88H143V89H141L140 88ZM170 86H173L172 88H173V90H172V88L170 87ZM186 86H188V87H190L189 88V90H188V87H186ZM219 86V85H218ZM221 86H223V85H221ZM13 87V88H12ZM15 87V88H14ZM20 87H22V88H20ZM25 87V88H24ZM40 87V88H39ZM134 87H133V89H134ZM168 87H170V89H167ZM181 87V88H180ZM183 87V88H182ZM225 87V86H224ZM253 87V86H252ZM18 88H20L19 90H20V92L18 91ZM38 88V89H37ZM119 88V89H118ZM164 88V89H163ZM177 89V90H175V89ZM13 91H12V90ZM22 89V90H21ZM31 89V90H30ZM42 89V90H41ZM149 89V90H148ZM7 90V92H5ZM12 91V92H10V91ZM25 90V91H24ZM145 90V91H144ZM156 90V91H155ZM169 90H170V92H169ZM2 91H4V92H2ZM35 91V92H34ZM134 91V92H135ZM148 93H147V92ZM22 92V93H21ZM29 92V93H28ZM39 92V93H38ZM137 92V91H136ZM144 92H145V94H144ZM191 92V93H190ZM240 92V91H239ZM238 92V93H239ZM6 93V94H5ZM18 93L20 94V95H18ZM107 93H111V95L109 94V96H108V94ZM115 93V94H114ZM112 94H113V96H112ZM148 96H147V95ZM236 94H237V92H236ZM232 95V97L230 96V102H229V100H228V106H227V100H226V103H225V106H226V109L228 108V107H232L231 105H234V107H237V106H239V105H237L238 103H239V98L237 99V100H234V99H236L237 98V95ZM4 95V96H3ZM16 95L18 96V98L20 99H18L17 97H16ZM34 95V96H33ZM38 96V97H36V96ZM42 95V94H41ZM116 95V96H115ZM137 95V96H136ZM157 95H159V96H161V98L159 97V96H157ZM192 95V96H191ZM15 96V97H14ZM23 98H22V97ZM111 96V97H110ZM120 98H119V97ZM135 96H136V100L134 99L135 98ZM142 96H144V98L145 99H143L142 98ZM146 96V97H145ZM149 96H151V98L149 97ZM238 96H240V94L238 95ZM34 97L35 98H37V99H34ZM141 97V98H140ZM236 97V98H235ZM7 98V99H6ZM15 98H17V99H15ZM109 98V99H108ZM133 100H132V99ZM139 100H138V99ZM178 98V99H177ZM192 98V99H191ZM22 99V100H21ZM104 99V100H103ZM153 99V100H152ZM158 99H159V101H158ZM190 101H189V100ZM14 100V101H13ZM18 100V101H17ZM121 100V101H120ZM127 100V101H126ZM135 100V101H134ZM142 100V101H141ZM147 102H146V101ZM150 100V101H149ZM178 100V101H177ZM182 100V101H181ZM193 100V101H192ZM234 100V101H233ZM10 101V102H9ZM107 101V102H106ZM158 103H157V102ZM162 101V102H161ZM231 101H233V102H231ZM19 102H20V104H19ZM34 102H35V105H34ZM38 102V103H37ZM115 102H117V104L115 103ZM141 103V105L139 104V103ZM153 102H155V103H153ZM170 102V103H169ZM236 102V103H235ZM15 103V104H14ZM99 103V104H98ZM120 103V104H119ZM143 103V104H142ZM149 103H151V104H149ZM173 103V104H172ZM12 104H14V106L15 107H13L12 106ZM16 104H18V105H16ZM22 104V105H21ZM28 104H29V106H28ZM43 104V103H42ZM41 104V105H42ZM101 104V105H100ZM105 104H109V105H106V106H104ZM115 104V105H114ZM160 104V105H159ZM170 104H172L171 106H170ZM182 104V105H181ZM191 104V105H190ZM5 105V106H4ZM33 105V106H32ZM111 105H113V106H111ZM155 105H156V107L158 108V110H157V108H155ZM175 105L177 106L176 108L177 109H179L181 112H180V116L178 115V113L176 114L174 111H175ZM189 105V106H188ZM230 105V106H229ZM11 106H12V108H11ZM41 108H40V107ZM103 106V107H102ZM121 106H122V108H121ZM142 106V107H141ZM185 106V107H184ZM202 106V105H201ZM205 105H203V109H205V111H206V107H204ZM7 107V108H6ZM32 107V108H31ZM105 107V108H104ZM112 107V108H111ZM141 109H140V108ZM179 107V108H178ZM253 107V106H252ZM35 108V109H34ZM49 108V107H48ZM106 108H108V109H106ZM145 108V109H144ZM222 108V107H221ZM238 108V107H237ZM8 109V110H7ZM10 109V110H9ZM14 109H16V111L14 110ZM33 109V110H32ZM59 109V108H58ZM105 109V110H104ZM110 109V110H109ZM150 109V110H149ZM155 109V110H154ZM201 109V108H200ZM202 109V110H203ZM240 109V108H239ZM251 108H247L246 110H244V109H242V111L243 112H241L243 115L245 114V112L246 111H248V110H250ZM99 110V111H98ZM106 110H108V111H106ZM147 110V111H146ZM7 111H8V114H7ZM14 111V112H13ZM22 111V112H21ZM31 111L33 112V113H31ZM35 111V112H34ZM37 111V112H36ZM51 111V110H50ZM97 111V112H96ZM115 111V112H114ZM173 111V112H172ZM204 111V110H203ZM204 111V112H205ZM219 111V112H218ZM24 112V113H23ZM57 112V113H56ZM103 112L105 113V115L103 114ZM112 112H113V115H112ZM160 112V113H159ZM204 112H202L201 111V113H202V115H201V118H202V120H200L199 119V125L202 127H206V125L207 126H210L211 125V121H213V119H214V124H216V122H218L221 118L220 117H222L221 115L223 114V112H222V109H216L215 110V112H216V115L218 116V118H220V119H218V121L216 120L217 119V117L215 116L214 117V114L215 113H213V117H207V115H206V113H204ZM34 113H36L35 115H32V114H34ZM98 113V114H97ZM111 113V114H110ZM158 113V114H157ZM175 113V114H174ZM222 113V114H221ZM28 114V115H27ZM38 114V115H37ZM77 115H78V113H76ZM97 114V115H96ZM116 114V115H115ZM118 114V115H117ZM160 114V115H159ZM204 114V115H203ZM12 115H13V117H12ZM108 115V116H107ZM158 115V116H157ZM33 116H35V117H33ZM110 116V117H109ZM186 116V117H187ZM206 116V118H204ZM38 117V118H37ZM104 117V118H103ZM107 117V118H106ZM109 117V118H108ZM25 118V119H24ZM30 120H29V119ZM33 118V119H32ZM36 118V119H35ZM162 118V119H161ZM210 118V119H209ZM102 119H103V123H102ZM109 119V120H108ZM133 119V120H132ZM189 118L187 117V120H188ZM210 121H209V120ZM36 120V121H35ZM59 120L61 121V122H59ZM115 120V121H114ZM127 120H130L129 122H127ZM221 120H223V121H221L222 122V124H224V125H222L221 124V126L219 127V128H217V132H216V126H214V124H212L213 126H210L209 128L208 127H206L205 129L206 130H208L209 131V133L211 134V136H212V138H213V141H216V143H217V140L219 141L220 139H221V137L220 136H222V137H224V136H227L229 133L230 134H234V133H236L235 131L238 129V126H236V122H235V124H234V122H230V120H229V118H227V116H223V118L221 119ZM20 121H23V122H20ZM27 121V122H26ZM32 121H33V123H32ZM35 121V122H34ZM40 121V122H39ZM58 121V122H57ZM133 121V122H132ZM13 122V123H12ZM18 122H20V123H24V125H26L27 124V126H25L24 127V125L22 124V127H24V128H21L20 127V124H16V123H18ZM45 122V121H44ZM47 122V121H46ZM123 122H125V123H123ZM132 122V123H131ZM174 122H175V124H174ZM188 122H189V120H188ZM32 123V124H31ZM52 123V122H51ZM58 123V124H57ZM110 123V124H109ZM131 123V124H130ZM187 123V124H186ZM190 123V122H189ZM56 124V125H55ZM60 124V125H61ZM128 124H130L129 126H128ZM19 126V128H18V126ZM30 125H33V126H30ZM46 125V126H45ZM106 125V126H105ZM127 127H126V126ZM132 125H134V126H132ZM156 125H157V127H156ZM238 125V124H237ZM125 126V127H124ZM131 126V127H130ZM176 126H177V128H176ZM11 127V128H10ZM13 127H14V129H13ZM16 127V128H15ZM34 127V128H33ZM44 127V128H43ZM47 127V128H46ZM52 127H53V129H52ZM55 127V128H54ZM106 127V128H105ZM140 128V130H139V128ZM152 127V128H151ZM153 127H154V129H153ZM164 127V128H163ZM180 127V128H179ZM212 127H214V128H212ZM225 127V128H224ZM25 128H28L27 130L25 129ZM41 128H43V129H41ZM46 128V129H45ZM127 128V130H125ZM129 128V129H128ZM175 128V129H174ZM185 129H186V127H184ZM9 129H11V131L13 132H9L10 130ZM16 129V130H15ZM17 129H18V131H19V133H18V131H17ZM22 131L21 133H20V130ZM23 129H25L26 131L25 132H23ZM100 129V130H101ZM106 129V130H105ZM111 129V130H110ZM167 129V130H166ZM179 129V130H178ZM185 129H181V130H185ZM215 129V130H214ZM222 129V130H221ZM29 130V131H28ZM51 130H53V131H51ZM109 130V132H107ZM125 130V131H124ZM129 130V131H128ZM131 130V131H130ZM138 130V131H137ZM147 130V133L145 132ZM153 130V131H152ZM159 130H160V132H159ZM164 130H165V132H164ZM220 130V131H219ZM233 130H234V132H233ZM14 131H16V132H14ZM50 131V132H49ZM56 131V130H55ZM118 131V132H117ZM120 131H122V132H120ZM127 131V132H126ZM140 131V132H139ZM149 131V132H148ZM155 131H156V133H155ZM111 132V133H110ZM133 132H135V133H133ZM221 133V135H220V133ZM11 133L13 134V135H11ZM23 133V134H22ZM25 133V134H24ZM26 133H28V134H26ZM48 133V134H47ZM107 133H109V134H107ZM127 135H126V134ZM130 133V134H129ZM137 133L138 134H142V137L143 136H147V138H145V139H147L146 140V142H147V144H145L146 146H148V147H146L145 145H143L142 146V144H140L142 147H139L138 148V146H139V144L137 143V140L136 139H134V138H139V136H141V135H137ZM160 133H162L161 134V137H159L160 135ZM183 133V132H182ZM181 133V134H182ZM213 133V134H212ZM223 133H224V135H223ZM228 133V134H227ZM19 134V135H18ZM21 134V135H20ZM43 134V135H42ZM51 136H50V135ZM100 134V133H99ZM110 134H111V136H110ZM137 136H136V135ZM156 134H157V136H156ZM164 134H166V135H164ZM179 134V135H178ZM216 134H217V136H216ZM219 134V135H218ZM229 134V135H230ZM22 135H24V137H22ZM49 135V136H48ZM113 135L115 136L114 138H113ZM118 135V136H117ZM123 135H126V136H123ZM129 135V136H128ZM152 135L154 136V137H152ZM173 135L175 136V138L173 137ZM176 135H178V136H176ZM11 136V137H10ZM17 136V137H16ZM19 136V137H18ZM20 136H21V138H22V140H21V138H20ZM41 136V137H40ZM106 136V137H105ZM117 136V137H116ZM149 136H150V138H149ZM166 137V138H164V137ZM5 137V138H4ZM25 137H27V138H25ZM39 137V138H38ZM49 137V138H48ZM171 137H172V139H171ZM217 137V138H216ZM130 138H132L131 140L132 141H135V146H136V148H138V149H136V148H134L133 150L131 149V148H133L134 147V143L130 140ZM153 138H154V140H153ZM160 138H162V139H160ZM199 138V139H198ZM12 139V140H11ZM16 139V140H15ZM23 139H24V142H22L23 141ZM109 139L107 140V141H109ZM111 139H110V142H111ZM153 141H151V140ZM156 139V140H155ZM216 139V140H215ZM250 139V138H249ZM248 139V137H245L244 139H242V141L240 142V148L242 149V151H245L244 152V155H245V157L243 156V158L246 160V164H247V166H248V169L250 168V170H252L253 169V166L252 165H255V161L256 160H259V157H258V159L257 158H255L254 156H255V154H254V151H256V145H257V143H255L254 142V144H253V142L251 141L252 140V138H251V140H249ZM20 140V141H19ZM161 140V141H160ZM173 140V142H171ZM249 140V141H248ZM118 141H117V144H119L118 143ZM131 141V143L128 145V143ZM157 141V142H156ZM159 141V142H158ZM170 142L171 144H168V142ZM177 141H179L178 143H177ZM201 141V142H200ZM15 142V143H14ZM22 142V143H21ZM44 142V144H42ZM114 142V141H113ZM17 143H19V144H17ZM133 143V144H132ZM158 143H162V145H159V146H162L161 147V149L159 148V146H158ZM177 143V144H176ZM213 143H215V142H213ZM151 144V145H150ZM165 144V145H164ZM174 145V148L172 149V150H170V149H168V148H165L166 147V145ZM7 145V146H6ZM8 145L10 146V147H8ZM120 145V144H119ZM177 147H176V146ZM245 145V146H244ZM151 146V147H150ZM156 146V147H155ZM163 146H164V148H163ZM7 147H8V149H7ZM14 147V148H13ZM144 147V148H143ZM149 147H150V149H149ZM170 147H172V146H170ZM181 147V149H179ZM200 147H201V149H200ZM203 147V148H202ZM247 147V148H246ZM11 148V149H10ZM141 148H143V152L140 150ZM157 148H159L158 150H157ZM163 148V149H162ZM185 148V149H184ZM193 148V149H192ZM195 148H198V149H195ZM244 148V149H243ZM249 148V149H248ZM251 148V149H250ZM253 148V149H252ZM129 149H131L130 151H129ZM147 149V150H146ZM184 149V150H183ZM195 149V150H194ZM204 149V150H203ZM23 150V149H22ZM134 150H136L135 152L137 153V154H134L133 153V151ZM160 150V151H159ZM161 150H162V152H161ZM165 150H167L168 152H166ZM170 150V151H169ZM174 150V151H173ZM188 150V152H186ZM194 150V151H193ZM248 150V151H247ZM7 152V154H6V152ZM14 151V152H13ZM55 151H64V149L62 148V150H61V147L59 148V149H57V150H55ZM155 152L154 153V156H152L153 155V152ZM164 151V152H163ZM172 151V152H171ZM5 152V153H4ZM156 152H159V153H156ZM198 152V153H197ZM206 152V153H205ZM9 153H11V154H9ZM133 153V154H132ZM141 153H142V155H141ZM162 153V154H161ZM171 153V154H170ZM178 153V154H177ZM9 154V155H8ZM158 154V155H157ZM160 154V155H159ZM177 154V155H176ZM182 155V156H184V157H182V158H180V155ZM10 155H11V157H10ZM61 155H62V158H63V154H57V155H54L55 156V158H61ZM162 155V156H161ZM204 155V156H203ZM175 156V157H174ZM187 156V157H186ZM159 157V159H157ZM190 157V158H189ZM194 157V158H193ZM250 157V158H249ZM134 158V157H133ZM140 158H141V160H140ZM147 158V159H146ZM153 159V160H151V159ZM203 158V159H202ZM242 158V159H243ZM253 158V159H252ZM144 159V160H143ZM157 159V160H156ZM162 159V160H161ZM171 159V160H170ZM186 161H185V160ZM190 159V160H189ZM191 159H193V160H191ZM206 159V160H205ZM252 159V160H251ZM201 160V161H200ZM251 160V161H250ZM71 161V162H70ZM70 161H67V162H64V164H60L61 165V167H60V165H57L56 166V168H54L51 172L54 174L55 172H56V174H55V176L57 175V176H61V174H64V173H66V171H68L67 170V167H68V169L69 170H71V169H73V168H75L76 166H77V164H76V162H77V159H71ZM73 161V162H72ZM150 161H152L151 163H150ZM12 162V163H11ZM154 162V163H153ZM176 162V163H175ZM65 163H67L66 165H65ZM160 163V164H159ZM181 163H183V164H181ZM188 163V164H187ZM75 164V165H74ZM11 165H13V166H11ZM158 165V166H157ZM194 165V166H193ZM204 165V166H203ZM15 166V167H14ZM69 166H70V168H69ZM138 166V167H137ZM180 166H182V167H180ZM192 166V167H191ZM196 166V167H195ZM200 166V167H199ZM11 167H13V168H15V169H12ZM17 167V168H16ZM142 167V168H141ZM144 167V168H143ZM175 167V168H174ZM190 167V168H189ZM252 167V168H251ZM139 168V169H138ZM158 168V169H159ZM173 169V171H172V169ZM179 168V169H178ZM198 168V169H197ZM204 168L206 169V170H204ZM141 169H144V170H142L141 172H140V170ZM174 169H176V170H174ZM193 169H197V172H198V174H197V176L196 177H194L193 176ZM65 170V171H64ZM184 170V171H183ZM199 170V171H198ZM201 170V171H200ZM250 170H248V171H250ZM136 171V172H135ZM171 172V174H169L170 172ZM180 171V172H179ZM63 172V173H62ZM135 172V173H134ZM175 172V173H174ZM177 172V173H176ZM185 172V173H184ZM202 173V175H201V173ZM140 173H143V174H141L140 175ZM167 174H169V176H167ZM205 174V175H204ZM137 175V176H136ZM142 175H144V176H142ZM133 176V177H132ZM182 176V177H181ZM200 176V177H199ZM206 178H205V177ZM13 177V176H12ZM137 177V178H136ZM174 177V178H173ZM179 177H180V179H179ZM193 177V178H192ZM198 177V179H196ZM9 178H11V177H9ZM139 178V180L137 181V179ZM150 178H148V179H146V180H149ZM157 178V179H156ZM159 178V179H158ZM163 178V179H162ZM186 178L188 179L187 181H184V180H186ZM190 178H192V179H190ZM200 178V179H199ZM131 179V180H130ZM140 179H142V180H140ZM150 179V180H151ZM182 179H184L183 181H182ZM193 179H194V182H193ZM130 180V181H129ZM173 180V181H172ZM172 181V182H171ZM182 181V182H181ZM190 181V182H189ZM213 181V180H212ZM137 182V183H136ZM139 182V183H138ZM181 183V185L180 184H178V183ZM198 182V184H196ZM187 183H190V184H187ZM193 183V184H192ZM176 184V185H175ZM178 184V185H177ZM189 185V187H190V189H189V187L187 186V185ZM192 184V185H191ZM206 184V185H205ZM210 184L213 186V189H212V186L210 187ZM153 187H152V186ZM182 185H185V188H183L184 186H182ZM194 185V186H193ZM220 186V184H217V186ZM162 186V187H161ZM179 186V187H178ZM208 186V187H207ZM216 186V187H217ZM32 188L34 189L33 190V192H36V193H40L43 189H44V181H43V178H41V177H39V178H36L35 180H33V184H32ZM160 188H162V189H160ZM171 188H175L174 190L173 189H171ZM180 188H181V190H180ZM193 188H194V190H193ZM219 188V187H218ZM168 189V190H167ZM178 191H177V190ZM200 189H202V191H200ZM203 189L205 190V191H203ZM220 189V188H219ZM218 189V191H220ZM155 190V191H154ZM159 190H161V191H159ZM130 191V190H129ZM175 191H177L176 193H174ZM180 191H182V192H180ZM198 193H197V192ZM209 191V193L210 194H207V192ZM126 192H128V191H126ZM152 192H155V195H153L154 193H152ZM164 192V193H163ZM167 192V193H166ZM179 192H180V195H179ZM199 192H201L200 194H199ZM152 193V194H151ZM170 193L172 194V195H170ZM178 193V194H177ZM195 193H196V195L197 196H193V195H195ZM73 194H76V192H73ZM73 194L71 193V195H70V197L71 196H73ZM163 194V195H162ZM168 195L169 197H168V200H167V198L166 197H164L165 195ZM175 194V195H174ZM160 195V196H159ZM232 196H231V200L230 199H228V202H227V199L226 200H223L226 204H227V206H225L226 204H224L223 202H220L221 204H220V206L222 205L223 207H222V209H224V212H226L227 214H229V215H233V216H237V219H238V221H240V222H238L237 223V225H236V221H237V219L236 218H234L233 217V219L232 218H230L231 220L230 221H227V223L226 224H228V227L230 228V230L231 231H234V227H236V229L235 230H237V226H239L238 224L240 223L241 224V222H242V224L244 223L246 226H244V228H246V229H253V230H257L258 232H256L255 231V235H256V237H257V239L259 240V242H263L264 243V240H261V239H264V229H262L260 226H263L264 225V214L263 215H259V216H254V213H257L256 211H255V209H254V207L253 206H251V204H250V202H251V200H249V198H247V196H242V195H238L237 194V196H234V195H236V193H234V194H231ZM161 196H163L164 197V199H163V197H161ZM50 197H51V199H50ZM185 197V198H184ZM189 197V198H188ZM207 197V198H208ZM241 197H243L242 199H241ZM244 197H245V199H244ZM57 197H53V196H51V194L49 195V196H47V199H46V201H51V203H54L55 201H58V199H56ZM160 198H162V203H160L161 201H159L160 200ZM173 198V199H172ZM176 198V199H175ZM201 198V197H200ZM203 198V200L204 201H202V203L203 204H205L206 202H205V200L207 199H204ZM54 199H56L55 201H53ZM175 199V200H174ZM186 200H188V201H186V203H184ZM213 199H211V202L213 201ZM236 199H238V200H236ZM166 200V201H165ZM179 200V201H178ZM182 200H183V202H182ZM202 199H199V201H201ZM209 200V199H208ZM245 202H244V201ZM247 200H249L248 202H247ZM50 201L49 202H45V205L46 204H49L50 205ZM163 201H165L164 203H163ZM175 201V202H174ZM176 201H178L179 203H177ZM231 201V203H229ZM235 201L236 202H238L239 201V204H237V203H235ZM241 201V202H240ZM156 202H158V203H160V204H157ZM172 203L173 204V206H172V204H167V203ZM174 202V203H173ZM180 202H182V203H180ZM209 202V201H208ZM176 203L178 204V206L176 205ZM201 203V202H200ZM224 205H223V204ZM228 203H229V205H228ZM233 203V204H232ZM235 203V204H234ZM241 203H243L244 205H242ZM252 203V202H251ZM155 204V205H154ZM165 204H166V206H167V208H165L166 206H165ZM174 204H175V206L176 207H174ZM180 204V205H179ZM182 204V205H181ZM241 204V205H240ZM247 204V205H246ZM163 205V206H162ZM169 205V206H168ZM157 206V207H156ZM162 207L163 208V210H161L162 208H160V207ZM172 206V207H171ZM180 206V207H179ZM201 206H202V204H201ZM241 206V207H240ZM247 206V207H246ZM170 208V210H172L173 212H171L170 210H168L169 208ZM248 207H249V209H248ZM141 208H142V210H141ZM158 208H159V210L162 212V214H160L161 212H157L156 210H158ZM172 208H174L175 210H173ZM227 208H229V211L227 210V211H225ZM244 208V209H243ZM246 208V209H245ZM251 209V210H250ZM239 210V211H238ZM245 210V211H244ZM167 211H169V212H167ZM230 211H231V213H233V214H230ZM236 211V212H235ZM249 211V212H248ZM252 211V212H251ZM144 212V213H143ZM166 212V213H165ZM247 214H246V213ZM145 213H146V215H145ZM148 213H150V214H148ZM166 214V215H164V214ZM171 213V214H170ZM239 213V214H238ZM244 213V214H243ZM249 213V214H248ZM253 213V215L252 216H249V215H251ZM73 214V213H72ZM141 214H142V216H141ZM241 214V215H240ZM246 214V218H244L245 215ZM144 215V216H143ZM148 215H151V216H148ZM162 215H164V216H162ZM176 215V214H175ZM143 217V218H145V219H147V220H145L146 222H143L144 224H146V226H145V228L143 227V225H141V223H140V229L137 227L138 226V224H137V226H136V223L138 222V221H140L139 219H142L143 220V218H139V217ZM248 216V217H247ZM262 218H261V217ZM154 219L155 218V220H156V218H157V220L155 221H152V218ZM159 217H161L160 219H159ZM172 217H174V215L172 216ZM240 217L242 218H244V219H242V220H240ZM151 218V219H150ZM175 218V217H174ZM174 218L172 219V221L174 220ZM256 218V219H255ZM261 218V219H260ZM135 219V220H134ZM159 219V220H158ZM253 219V220H252ZM259 219V220H258ZM263 219V220H262ZM137 220V221H136ZM162 220H168V222H167V224L165 223V225H164V222L162 221ZM232 220H233V222H232ZM257 220V221H256ZM262 220V221H261ZM151 221V222H150ZM260 221H261V223H260ZM136 222V223H135ZM159 222L161 223V225L162 226H164L163 228H162V226L159 224ZM230 222H232V223H235V226H232L231 225V223ZM149 223V224H148ZM163 223V224H162ZM230 223V224H229ZM152 224V225H151ZM226 224L224 223V224H222L223 225V227H225L226 226ZM148 225V226H147ZM150 225V226H149ZM160 225V226H159ZM250 225V226H249ZM159 226V227H158ZM233 228H231V227ZM248 226L250 227V228H248ZM257 227H259V228H257ZM149 228V229H148ZM155 228V227H154ZM161 228V229H160ZM226 228V227H225ZM229 228H228V231H229ZM255 228V229H254ZM263 228H264V226H263ZM133 229V230H132ZM167 232H170V233H166V231ZM263 230V231H262ZM231 231H229L228 233V235H230V233H231ZM163 232V233H162ZM234 232H236V231H234ZM233 232V233H234ZM260 232V233H259ZM260 235H259V234ZM135 234V233H134ZM141 234V233H140ZM144 234V233H143ZM259 235V236H258ZM168 236H170V237H168ZM261 236V237H260ZM168 237V238H167ZM260 237V238H259ZM163 238H164V235H163ZM164 238V239H165ZM232 239V238H231ZM171 240V239H170ZM170 240H166V241H168V242H170ZM61 245V246H60ZM78 244H76V254H75V256L74 257H71V256H66V259L67 260H63L62 258H65V256L64 257H61V260L63 261V263L64 264H87V262L89 263L90 262V264L92 263V260L94 259L92 256L93 255H91V254H93L92 252H93V250H88L87 251V249H86V251L87 252H84L85 251V248L84 249H82L81 247V244L79 245V246H77ZM66 245H63V244H59L58 246H54L53 248H51V250H48V249H41V250H38V251H36V252H32V253H28V255L31 257V255L32 256H36V258L34 259V263L35 264H48L49 263V259H51L52 258V255H54V254H56V252H57V250L58 249H62V252H61V254L63 253V252H65L64 251V249L66 248L65 247ZM58 247V248H57ZM64 249H63V248ZM78 247V248H77ZM54 248H56V249H54ZM50 249V248H49ZM78 249V250H77ZM81 249V250H80ZM49 251H50V253L52 254H50L49 253ZM52 251H54V252H52ZM56 251V252H55ZM90 251V252H89ZM25 252H27V251H25ZM25 252H23L22 253V255L21 256H19V258L18 259H15V260H10V262H8L9 264H18L19 263V261H21L19 264H29V263H26V262H28V261H26L27 260V258H26V256L25 255H27V253H25ZM34 253V254H33ZM88 253V254H87ZM181 254H183L184 255V252H182ZM44 255H46L47 256V258H46V256H44ZM49 255H50V257H49ZM23 256H25V257H23ZM29 256H27V257H29ZM80 256V257H79ZM38 257V258H37ZM22 258V259H21ZM26 258V259H25ZM44 260H43V259ZM21 259V260H20ZM24 259H25V262H24ZM37 259V260H36ZM46 259H48V261L46 260ZM82 259H83V261H82ZM17 260V261H16ZM28 260H29V258H28ZM69 260V261H68ZM36 261V262H35ZM40 261V262H39ZM41 261H43L42 263H41ZM46 261H47V263H46ZM51 261V260H50ZM85 261H86V263H85ZM33 263V264H34ZM49 264H52V263H49ZM216 264H221V262H217Z\"/></svg>",
  "mask_w": 264,
  "mask_h": 264
}]
</instances>
